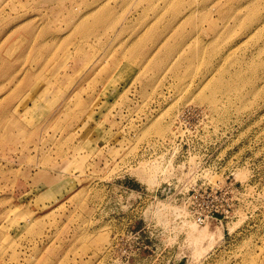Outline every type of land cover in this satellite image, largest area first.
Segmentation results:
<instances>
[{
	"label": "rangeland",
	"instance_id": "374dc122",
	"mask_svg": "<svg viewBox=\"0 0 264 264\" xmlns=\"http://www.w3.org/2000/svg\"><path fill=\"white\" fill-rule=\"evenodd\" d=\"M0 264H264V0H0Z\"/></svg>",
	"mask_w": 264,
	"mask_h": 264
},
{
	"label": "built area",
	"instance_id": "2783aa9c",
	"mask_svg": "<svg viewBox=\"0 0 264 264\" xmlns=\"http://www.w3.org/2000/svg\"><path fill=\"white\" fill-rule=\"evenodd\" d=\"M192 193H188L190 196L188 197L189 208L191 213H193L197 217V222L199 225H204L212 220H218L219 210L217 208L218 196L217 191L213 193L212 191L207 192V190L199 189L195 191L193 189L190 191ZM205 201H208V205L206 210H203L201 207L205 204Z\"/></svg>",
	"mask_w": 264,
	"mask_h": 264
}]
</instances>
